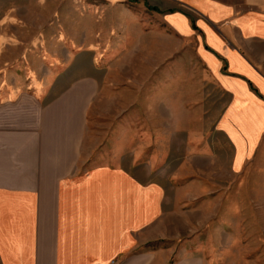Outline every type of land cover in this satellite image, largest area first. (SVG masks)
Returning <instances> with one entry per match:
<instances>
[{"label":"crops","instance_id":"crops-1","mask_svg":"<svg viewBox=\"0 0 264 264\" xmlns=\"http://www.w3.org/2000/svg\"><path fill=\"white\" fill-rule=\"evenodd\" d=\"M157 1L229 102L220 123L238 170L264 153V0ZM12 42L0 35V264H205L191 234L176 246L175 230L160 229L163 188L143 166L82 160L96 80L62 70L58 89L50 80L62 66L49 52L10 54Z\"/></svg>","mask_w":264,"mask_h":264},{"label":"rangeland","instance_id":"rangeland-1","mask_svg":"<svg viewBox=\"0 0 264 264\" xmlns=\"http://www.w3.org/2000/svg\"><path fill=\"white\" fill-rule=\"evenodd\" d=\"M170 10L157 0H0V35L15 41L10 54L49 52L62 66L50 80L58 89L62 70L96 80L82 160L143 166L146 183L162 185L160 229L175 230L174 245L191 234L205 264H264V153L235 168L220 123L229 102L196 41L164 23ZM147 190L157 214L161 189Z\"/></svg>","mask_w":264,"mask_h":264},{"label":"built area","instance_id":"built-area-1","mask_svg":"<svg viewBox=\"0 0 264 264\" xmlns=\"http://www.w3.org/2000/svg\"><path fill=\"white\" fill-rule=\"evenodd\" d=\"M116 263V261L114 260V261H112L110 264H115Z\"/></svg>","mask_w":264,"mask_h":264},{"label":"bare ground","instance_id":"bare-ground-1","mask_svg":"<svg viewBox=\"0 0 264 264\" xmlns=\"http://www.w3.org/2000/svg\"><path fill=\"white\" fill-rule=\"evenodd\" d=\"M21 92V91H20Z\"/></svg>","mask_w":264,"mask_h":264}]
</instances>
